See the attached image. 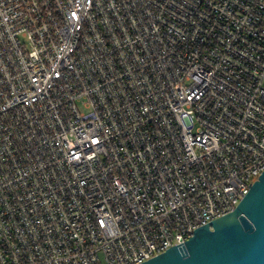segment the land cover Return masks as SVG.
Segmentation results:
<instances>
[{"label":"built area","instance_id":"1","mask_svg":"<svg viewBox=\"0 0 264 264\" xmlns=\"http://www.w3.org/2000/svg\"><path fill=\"white\" fill-rule=\"evenodd\" d=\"M264 171V0H0V264H141Z\"/></svg>","mask_w":264,"mask_h":264},{"label":"water","instance_id":"2","mask_svg":"<svg viewBox=\"0 0 264 264\" xmlns=\"http://www.w3.org/2000/svg\"><path fill=\"white\" fill-rule=\"evenodd\" d=\"M141 264H264V171L232 212Z\"/></svg>","mask_w":264,"mask_h":264}]
</instances>
